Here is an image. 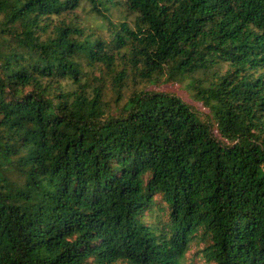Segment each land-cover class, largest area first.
Masks as SVG:
<instances>
[{
    "label": "trees",
    "instance_id": "16d2710c",
    "mask_svg": "<svg viewBox=\"0 0 264 264\" xmlns=\"http://www.w3.org/2000/svg\"><path fill=\"white\" fill-rule=\"evenodd\" d=\"M197 258L264 264V0H0V264Z\"/></svg>",
    "mask_w": 264,
    "mask_h": 264
},
{
    "label": "rangeland",
    "instance_id": "374dc122",
    "mask_svg": "<svg viewBox=\"0 0 264 264\" xmlns=\"http://www.w3.org/2000/svg\"><path fill=\"white\" fill-rule=\"evenodd\" d=\"M110 17L112 20L118 21V20L122 19L123 15L118 10L113 8L111 10V16ZM99 24H103V27L100 26L99 32L102 35H106L107 32L104 28V26H105L104 23H101L99 21ZM109 84H110V82L108 81V86H110ZM146 85H147L146 86L147 89L167 91V92L174 93V94H177L180 97H182L184 99V101L187 102L195 111L200 113L202 118H204V119L208 118L209 119V121L212 124L213 135H215L216 137H219L218 129L215 126V123L213 122V120L210 116L208 108H206L200 102H197L196 100L193 99L191 89L186 85V81L182 82V83L172 84V83L165 82L163 80H158L157 82H155L153 84H146ZM105 91H106L108 97H112L109 87H106ZM197 249L198 248L195 245H193L191 247L190 251L188 252L187 256L190 257L191 255H194V256L197 255L199 257L201 254L196 253ZM195 262H196V264H210V263H207L202 258H197Z\"/></svg>",
    "mask_w": 264,
    "mask_h": 264
}]
</instances>
